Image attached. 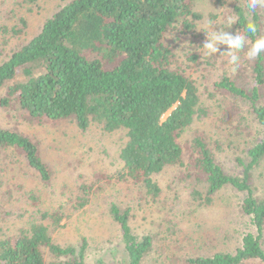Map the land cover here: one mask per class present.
I'll return each mask as SVG.
<instances>
[{"label":"trees","instance_id":"16d2710c","mask_svg":"<svg viewBox=\"0 0 264 264\" xmlns=\"http://www.w3.org/2000/svg\"><path fill=\"white\" fill-rule=\"evenodd\" d=\"M37 1L0 0V15L5 22L0 25V37L21 34L26 20L17 12L24 9L31 13L30 6ZM208 1L217 8L224 5L223 0ZM235 1L227 11L228 16L236 17L228 32L240 30L248 43L237 52L239 60L235 64L229 62L227 45L218 46L223 72L213 82L214 94L209 97L221 95L223 102L232 99L223 122L242 127L240 132L249 131L241 113L245 109L262 131L263 137L253 141L244 157L234 158L242 170L239 176L226 171L215 151L220 149L212 147L203 133L197 131L190 141H180L210 113L196 81L177 64L174 47L168 43L173 33L180 38L196 36L202 16L195 10L194 0H70L43 22L30 41L0 61V108L14 104L38 125L70 120L82 133L92 125L104 133L126 132L118 154L121 170L100 175L95 185L99 181L102 186L130 183L142 205L156 203L162 194L158 178L176 168L195 185L190 197L196 208L207 209L214 196L225 189L244 196L239 211L253 232L242 235L233 253L186 256L182 264H264V197L257 194L255 176L264 162V53L256 59L246 55L251 42L264 36V13L258 7L251 15L258 32L248 33L246 0ZM13 19L17 24L8 28L6 23ZM190 60L195 62L196 57ZM242 73L248 75L243 82ZM3 159L9 166L27 167L44 186L52 182V171L43 161L38 144L0 126V161ZM102 186L96 189L93 182L82 183L72 210L86 207ZM19 190L23 195L16 199L12 192L10 196L4 193L7 205L14 199L19 208L18 212L4 213L7 221L14 222L15 231H0V264H86V238L76 246H62L52 238L51 233L60 230L69 216L61 208L46 209L33 190L21 185ZM132 210L131 206L108 203L107 216L117 225L123 245L124 260L120 264H146L153 254V261H157L163 250L168 251L166 257H173L174 240L161 248L152 235L139 236L133 231ZM171 226L166 229L168 238L176 229ZM94 264L106 263L99 259Z\"/></svg>","mask_w":264,"mask_h":264},{"label":"rangeland","instance_id":"374dc122","mask_svg":"<svg viewBox=\"0 0 264 264\" xmlns=\"http://www.w3.org/2000/svg\"><path fill=\"white\" fill-rule=\"evenodd\" d=\"M69 1L38 0L30 6L31 13L28 14L24 9L17 12L24 15L26 27L17 36L0 37V61H4L12 51L30 41L38 33L43 22ZM223 2V7L217 8L208 0H194L195 10L202 16L197 22L196 36L180 38L173 33L169 36L168 43L174 47L177 64L196 81L202 102L210 107L209 116L204 121L196 122L191 132L184 133L180 139L181 143L190 141L197 131L203 133L212 147L220 149V152L215 151L218 161L226 171L230 175L239 176L242 170L235 165L234 158L244 157L246 149L256 138H262L263 134L251 121L245 109H241V113L250 127L249 131L240 132L239 129L242 127L235 128L227 121L223 122V114L226 108H231L232 99L228 97L223 102L221 95H214L215 99L209 97L210 94H214L211 89L213 82L222 75L223 59L219 52L212 56L203 55L202 47L207 40L204 31L211 35L212 30L219 32L230 29L227 25L229 17L227 11L230 12L236 1ZM261 10L264 13V8ZM3 19L0 15V25L5 23ZM16 24L13 19L8 21L6 26L9 28ZM193 57H196L195 62L190 60ZM247 76L246 73L241 74L242 82ZM0 126L17 131L36 142L43 161L49 165L53 175L51 184L44 186L27 167L19 169L16 165H7L5 162L8 161L4 159V162L0 161L3 168L0 171L2 233H14V222L7 221L4 213L18 212L19 208L13 203L14 199L7 205L4 193L10 196L12 192L13 198L16 199L21 193L23 195V191L19 190L20 185L27 191L36 192L46 209L53 211L61 208L64 215L69 216L62 222L64 225L60 230L51 233L52 238L62 246H76L82 237L86 238L88 243L86 264H94L99 259L106 264H120L124 260L118 227L107 216L109 202L124 207L131 206L133 209L131 228L139 236L155 237L157 247H164L171 239L175 241L174 256L171 257L173 259L166 257L167 250H163L164 254L160 249L162 252V255H159L160 259L153 261L155 258L153 254L146 260V264H182L186 256L208 255L218 251L233 253L240 246L242 235L253 232L248 220L240 215L239 207L243 195L225 189L214 196L213 204L207 209L196 208L190 197L195 185L185 180L183 171L176 168L166 170L158 178L162 194L156 203L142 201L144 202L142 205L138 201V191L130 183H111L109 186H102V181H99L95 185L94 182L99 180L100 175H113L121 170L122 164L118 160V154L126 141V132L123 130L104 133L99 127L92 125L88 131L82 133L70 120L38 125L30 121L14 104L7 109L0 108ZM256 175L257 194L264 197V162L255 171ZM92 182L96 189L102 186L103 190L94 194L86 207L73 211L79 186ZM166 221H171V225L176 226L173 236L169 238L166 229L172 226L167 225ZM245 264L260 263L253 261Z\"/></svg>","mask_w":264,"mask_h":264},{"label":"clouds","instance_id":"9594fccd","mask_svg":"<svg viewBox=\"0 0 264 264\" xmlns=\"http://www.w3.org/2000/svg\"><path fill=\"white\" fill-rule=\"evenodd\" d=\"M246 7L248 9L249 19L245 26V31L248 33L256 34L258 32L257 25L251 20V15L254 14L258 7L264 8V0H246ZM236 22L235 16L227 18L228 28H231ZM207 40L203 44V55L212 56L219 52L218 45H227L228 55L230 56V63L235 64L239 60L237 52L242 50L248 43V40L243 32L236 30L235 33L228 31L219 32L212 30L211 35L207 31ZM225 53V52H224ZM222 53V55L224 54ZM264 53V36H260L251 42V47L248 49L246 55L249 59H256Z\"/></svg>","mask_w":264,"mask_h":264}]
</instances>
